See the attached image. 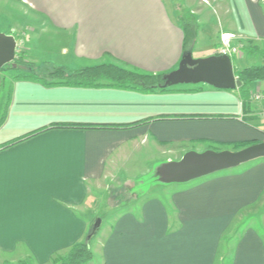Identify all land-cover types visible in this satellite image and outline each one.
<instances>
[{
	"label": "crops",
	"instance_id": "obj_1",
	"mask_svg": "<svg viewBox=\"0 0 264 264\" xmlns=\"http://www.w3.org/2000/svg\"><path fill=\"white\" fill-rule=\"evenodd\" d=\"M0 1L23 11L20 33L57 49L58 67L115 64L168 74L183 56L175 18L179 0ZM182 1L201 17L194 47L200 37L215 38L205 47L207 57L217 54L222 34H233L231 43L264 46V0ZM215 11L224 23L212 36L205 14ZM230 59L237 60L235 69L264 63L258 58L248 64L254 58L240 52ZM15 76L0 72V264H49L53 255L83 242L100 194L111 204L114 192L126 199L130 187L119 177L142 175V159L150 151L157 153L153 162L161 161L154 181L171 184L162 187L169 200L128 195L130 204L99 243L100 264H264V216L250 218L264 209V160L186 185L162 183L157 175L163 164L189 152L263 142L264 82L249 86L244 108L238 89L205 84L145 95L47 87L13 81ZM234 236L233 247H222Z\"/></svg>",
	"mask_w": 264,
	"mask_h": 264
},
{
	"label": "rangeland",
	"instance_id": "obj_2",
	"mask_svg": "<svg viewBox=\"0 0 264 264\" xmlns=\"http://www.w3.org/2000/svg\"><path fill=\"white\" fill-rule=\"evenodd\" d=\"M208 1H210V0H208ZM201 2L206 3L203 0H201ZM210 2L212 5L214 1L212 2V0H211ZM178 3H179L180 8H179L178 14L176 15L175 18L180 25H181V22H180L181 18H184V20H186L188 22L191 20L195 21V23L200 22L201 17H199L198 15L194 16L193 14H191L190 11L187 10V8L184 6L185 4L183 5L182 0H179ZM214 6L215 5H213L212 8ZM206 15H207L206 18H208L210 20V23L212 24L211 34H212V36H214V34H216L220 30V28L222 27V24L224 23V18L221 17L217 11H215V14L206 13L205 16ZM205 16H203V18ZM25 19H26V16H24L23 11L20 10L18 7L16 8L12 4H6V2L0 1V34H5L8 36L14 37V39L17 43L16 55H22L25 63H31L29 59L33 60V57H35L36 60L41 61L44 65L57 64L56 62H58V60H59V55L56 52L57 49L44 48L41 38H39V40L37 38L33 39L34 37L30 34H27L26 32L20 33L19 26L21 24L23 25V23L25 22ZM213 38L214 37H212L211 40H208V39L203 40L202 37H200L198 39L196 47H194L195 50L193 51L194 52L193 53L194 59L207 58V54H208L209 50L206 49L205 47L206 46H208L209 48L211 47L209 44L213 43ZM231 45L233 47H236L238 49V52H240L242 54L244 53V55L246 57H247V55L245 54L244 50L248 47H253V44L250 43L249 41L243 42L240 40H237V42H235V43L232 42ZM258 47L263 48L264 46H262V44H261V45H258ZM232 58H233V56H232ZM15 59H16V56H15ZM256 61L258 62L259 59L247 60V63L252 64ZM236 62H237L236 59H232V63L234 65V67H237ZM36 66H38V65H36ZM3 67H4V69L1 71V73H3V74L13 75V74L18 72V71H16L15 68L10 67L9 65H5ZM177 68H178V66L174 70H176ZM20 71H24V65H21ZM201 85L202 84H197V85H192V86H201ZM185 87H191V86H189V85H177V86H173L172 88H185ZM215 150L216 151H214V150L213 151L214 152H220V150H222V151L236 152L235 151L236 149L233 146L232 147L231 146L219 147V148H216ZM144 154L147 155V158L142 159V175L132 173L131 175H125V176L119 177L122 182L128 181V183L127 182H125V183L128 184L130 187L127 194L124 195V198H126V199L121 201V197H122L121 194L122 193L114 192V193H112V195H114L116 197V201H118L119 203L114 201L111 204L110 201L106 199V196H105L106 194H102V195L100 194L101 200H99V203H98L99 205L96 208L91 209L93 215H91V217L89 215V218L91 221L89 224V230L92 228L93 224L95 223V221L97 219L101 220V224H100L99 229L95 233V235L90 240L87 239V237L89 236V231L85 237V240H88L89 246L93 250L94 256H95L94 260H92V262L93 261L94 262L93 263L91 262L90 264H100L101 255H100V252L98 250L99 249V243L103 240L106 233H108L110 231V227L112 226L113 219L116 218L120 214L119 212H123L127 208V206L130 204V200H129L130 197L128 195L136 194L138 196H142L143 200L145 199L143 196H146V198L148 199V198H153L155 196L161 195V198H162V196H164V199L166 198L167 201L169 200V195L165 191L164 192L162 191V187H165V186H168L171 184H168V185L167 184H161L157 181H154V178H153V176L155 174V169L161 164L160 163L161 161L153 162V157L157 156V153H154V151H150L147 153L145 152ZM142 156H144V155L142 154ZM168 156H170V155H167V156L165 155L162 157L167 158ZM261 160H264V158H259V159L241 164L240 166L235 167V168L218 171V172L212 173L208 176L215 175V174L217 175V174H222V173H229L232 171H240V170L248 167L249 165H252L253 163H255L257 161H261ZM208 176H204V177H201L198 179L191 180L189 183H193V182L196 183L197 181L205 179ZM187 183L188 182L182 183V184H177V185H186ZM143 200H142V202H143ZM115 206H117V208H114ZM262 216H264V209H261L258 212H254L250 216V218L254 219V218H259ZM255 227H259V224H256ZM222 244H223L222 247H233L236 244L235 236L225 238L223 240Z\"/></svg>",
	"mask_w": 264,
	"mask_h": 264
},
{
	"label": "trees",
	"instance_id": "obj_3",
	"mask_svg": "<svg viewBox=\"0 0 264 264\" xmlns=\"http://www.w3.org/2000/svg\"><path fill=\"white\" fill-rule=\"evenodd\" d=\"M180 22L183 33L182 55L193 53L197 24L193 20L188 22L184 18H181ZM244 51L249 57L254 59L261 58L264 61V47L253 46L246 48ZM15 56L16 59L13 63L8 64L10 67L16 65L15 69L18 71L13 81L29 80L47 87L68 86L92 89H119L145 95L180 92L174 90L172 87L168 88L164 86V77L167 74L139 73L115 64H100L69 70L55 65L36 66L33 63H25L22 55L15 54ZM21 65H24L25 73H20ZM3 69L4 67L0 69V72ZM233 70L235 77L241 82V87L237 91L240 93L245 108L246 103L250 101L249 86L256 82H264V63L260 65L253 64L243 69L233 68ZM249 145L247 143H237L233 147L236 150H240ZM90 233L91 230L89 231ZM92 260L93 255L89 242L85 240L72 245L65 255H53L49 264H90ZM3 264L12 263L4 262ZM16 264L34 263L31 260H24Z\"/></svg>",
	"mask_w": 264,
	"mask_h": 264
},
{
	"label": "water",
	"instance_id": "obj_4",
	"mask_svg": "<svg viewBox=\"0 0 264 264\" xmlns=\"http://www.w3.org/2000/svg\"><path fill=\"white\" fill-rule=\"evenodd\" d=\"M15 53V39L0 34V69L13 63ZM12 67L15 68L16 65ZM164 79V86L168 88L177 85L205 84L217 90L235 91L241 87V82L234 75L231 59L226 55L194 59L192 53H187L182 56L178 68L168 73ZM259 158H264V141L236 152H189L180 161L163 164L157 175L162 183H186ZM100 224L101 220L97 219L87 237L88 240L95 235Z\"/></svg>",
	"mask_w": 264,
	"mask_h": 264
},
{
	"label": "built area",
	"instance_id": "obj_5",
	"mask_svg": "<svg viewBox=\"0 0 264 264\" xmlns=\"http://www.w3.org/2000/svg\"><path fill=\"white\" fill-rule=\"evenodd\" d=\"M235 36L233 34H222L220 35V46L217 50V55H226L228 57H232L238 54V49L231 45V40H233ZM17 47V43H16ZM254 100L261 101L263 100L261 96L255 95Z\"/></svg>",
	"mask_w": 264,
	"mask_h": 264
}]
</instances>
